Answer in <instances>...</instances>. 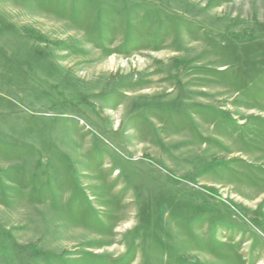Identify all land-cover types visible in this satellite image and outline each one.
I'll list each match as a JSON object with an SVG mask.
<instances>
[{
	"label": "rangeland",
	"instance_id": "1",
	"mask_svg": "<svg viewBox=\"0 0 264 264\" xmlns=\"http://www.w3.org/2000/svg\"><path fill=\"white\" fill-rule=\"evenodd\" d=\"M0 264H264V0H0Z\"/></svg>",
	"mask_w": 264,
	"mask_h": 264
}]
</instances>
